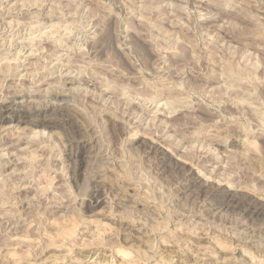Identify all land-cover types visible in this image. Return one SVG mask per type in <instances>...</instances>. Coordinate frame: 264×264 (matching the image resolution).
<instances>
[{"label":"rangeland","instance_id":"1","mask_svg":"<svg viewBox=\"0 0 264 264\" xmlns=\"http://www.w3.org/2000/svg\"><path fill=\"white\" fill-rule=\"evenodd\" d=\"M0 11V95L46 106L30 95L50 77L42 94H69L62 113L78 126L1 125L0 155L5 142L22 160L0 170V264H121L122 247L154 264L165 238L197 253L189 264L217 245L237 249L233 264H264V0H0ZM71 138L90 143L79 179ZM189 168L206 189L223 185L192 194ZM135 235L145 245L131 246Z\"/></svg>","mask_w":264,"mask_h":264},{"label":"bare ground","instance_id":"2","mask_svg":"<svg viewBox=\"0 0 264 264\" xmlns=\"http://www.w3.org/2000/svg\"><path fill=\"white\" fill-rule=\"evenodd\" d=\"M4 1V0H3ZM119 6H122V5H119ZM52 7V6H51ZM63 8V7H62ZM61 8V9H62ZM65 8V7H64ZM71 8V7H70ZM69 8V9H70ZM142 8V7H141ZM121 9V8H120ZM123 9V8H122ZM22 11V10H21ZM20 11V12H21ZM26 11V10H25ZM25 11H23V12H25ZM54 11V10H53ZM63 11V10H62ZM119 11V10H118ZM1 12V11H0ZM2 13V12H1ZM1 15H3V14H1ZM7 15V14H6ZM6 15H4V16H6ZM27 15V14H26ZM67 15V14H66ZM10 16V15H9ZM14 16V15H13ZM7 17V16H6ZM65 17V16H64ZM69 17V16H68ZM16 18V17H15ZM27 18V17H26ZM29 18V17H28ZM22 20V19H21ZM25 20V19H24ZM6 21H9V20H6ZM5 21V22H6ZM88 23V22H87ZM22 24V23H21ZM93 24V23H92ZM12 25V24H11ZM20 25V24H19ZM39 25V24H38ZM42 25V24H41ZM88 25V24H87ZM90 29V28H89ZM84 30V29H83ZM108 31H110V29L108 30ZM42 34V33H41ZM96 34H98V33H96ZM108 34V33H107ZM106 34V35H107ZM44 35V34H43ZM102 36V35H101ZM109 36H111V35H109ZM44 37V36H43ZM46 38H47V36H45ZM98 37V36H97ZM25 38V37H24ZM33 38H35V37H33ZM42 38V37H41ZM93 38V37H92ZM104 38V37H103ZM26 39V38H25ZM36 39V38H35ZM50 39V38H49ZM106 39H108V38H106ZM5 40V39H4ZM16 40V39H15ZM90 40V39H89ZM97 40H98V38H97ZM102 40V39H101ZM32 41V40H31ZM37 41V40H36ZM91 41V40H90ZM104 41V40H103ZM5 42V41H4ZM11 42V41H10ZM9 42V43H10ZM22 42V41H21ZM20 42V43H21ZM40 42V41H39ZM89 42V41H88ZM94 42V41H93ZM13 43V42H12ZM44 43H45V41H44ZM6 44V43H5ZM24 44V43H23ZM42 44H43V42H42ZM45 44H47V43H45ZM86 44V43H85ZM97 44V43H96ZM55 45V44H54ZM92 45V44H91ZM6 46V45H5ZM15 46V45H14ZM49 46V45H48ZM27 47V46H26ZM41 47V46H40ZM53 47V46H52ZM52 47H51V49H50V51L52 50ZM92 47V46H91ZM97 47V46H96ZM103 47V46H102ZM45 48H46V46H45ZM48 48H50V46L48 47ZM95 48V47H94ZM94 48L92 49V51L94 50ZM8 49H10L9 48V46H8ZM18 49V48H17ZM21 49V48H20ZM23 49V48H22ZM28 49V48H27ZM47 49V48H46ZM89 49V48H88ZM97 48H95V50H96ZM6 50V49H5ZM48 50V49H47ZM55 50V49H54ZM63 50V49H62ZM98 50V49H97ZM101 50V49H100ZM11 51V50H10ZM21 51V50H20ZM24 51H25V49H24ZM31 51V50H30ZM40 51H43V50H40ZM57 51V50H56ZM22 52H23V50H22ZM39 52V51H38ZM37 52V53H38ZM100 52V51H99ZM20 53V52H19ZM19 53H18V55H19ZM42 53V52H41ZM57 53V52H56ZM97 53V52H96ZM23 54V53H22ZM35 54V53H34ZM9 55H10V53H9ZM12 55H14V54H12ZM16 56V57H18L19 58V56L21 55H19V56ZM29 55H32L33 56V54H29ZM44 55V54H43ZM40 56V55H39ZM59 57V56H58ZM22 58V57H21ZM42 58V57H41ZM9 59V58H8ZM53 59V58H52ZM25 60V59H24ZM45 60H47V59H45ZM7 61V60H6ZM8 62V61H7ZM49 62H51V60L49 61ZM11 64V63H10ZM28 64H29V61H28ZM27 65V64H26ZM25 65V66H26ZM74 65V64H73ZM70 66V65H69ZM23 68V67H22ZM46 68V67H45ZM48 68V67H47ZM4 69V68H3ZM12 69H13V67H12ZM15 69V68H14ZM41 69H43L42 67H41ZM82 69V68H81ZM5 70V69H4ZM11 70V69H10ZM18 70V69H17ZM20 70V69H19ZM18 70V72H20ZM85 70V69H84ZM88 70V69H87ZM166 70V69H165ZM3 71V70H2ZM6 71V70H5ZM48 71V70H47ZM23 72V71H22ZM35 72V71H34ZM46 72V71H45ZM69 72V71H68ZM68 72H67V74H68ZM157 72H159V70L157 71ZM166 72V71H165ZM2 73V72H1ZM31 73V72H30ZM37 73V72H36ZM44 73V72H43ZM76 73V72H75ZM78 73H80V72H78ZM82 73H83V71H82ZM160 73V72H159ZM158 73V74H159ZM4 74V73H3ZM31 74H33V72L31 73ZM148 74H150V73H148ZM168 74V73H167ZM11 75V74H10ZM9 74L7 75V76H10ZM13 75V74H12ZM11 75V76H12ZM26 75V74H25ZM62 75V74H61ZM60 75V76H61ZM6 75H4L3 77H7ZM11 76H10V80H12L11 79ZM16 76H20V74H16L15 76H13V78L14 77H16ZM24 76V75H23ZM23 76H21V78H23L22 80H20V81H26V78L25 77H23ZM44 76V75H43ZM90 76V75H89ZM156 76V75H155ZM158 76V75H157ZM168 76V75H167ZM79 77V76H78ZM9 78V77H8ZM18 78V77H17ZM34 78V77H33ZM50 77H46V78H44L43 80H42V82H41V84L39 85L40 86V88H39V86H38V90L37 91H35V92H33V94H31L30 96H32V97H34V95H38V96H40V97H48L49 99H51L53 102L51 103H49V104H45L46 106H43V105H39V106H36V104H34V102L32 103L33 105L31 106V108H28V106H25L24 105V102H26V101H24V99H26V95L27 94H25V92H23V93H21V96H17V94H13V95H6V96H2V95H0V127H1V125L2 124H4V123H8V124H15L16 123V126L17 125H20V124H26V125H28L31 129H36V128H51V127H55V126H58L59 124H63L64 126H70L73 130L72 131H75L74 129H76V128H78V126L77 125H75V124H73V123H71V120H70V118L67 116V115H65V114H63L62 112L64 111V110H66L68 107H66L65 106V104L66 103H68V101H69V94L67 95V94H64L65 92L63 91V89H60V90H54V89H49V91H48V89H47V95H43L42 93L43 92H45V88H44V85L45 84H47V82L50 80L49 79ZM5 79V78H4ZM7 79V78H6ZM5 79V80H6ZM91 79V78H90ZM33 80H35V78L33 79ZM150 80V79H149ZM148 80V81H149ZM9 80H7L6 82H8ZM13 81V80H12ZM16 83L19 81V79H16L15 78V80H14ZM19 81V82H20ZM37 81V80H36ZM76 81H79L80 83H86V81H85V79H83L82 77L81 78H71V77H69V75H67L66 76V78H65V82L64 83H69V84H72V83H74V82H76ZM92 81V80H91ZM24 83V82H23ZM49 83V82H48ZM169 83V82H168ZM13 84H14V82H13ZM20 84V83H19ZM165 84V83H164ZM23 85V84H22ZM27 85V84H26ZM38 85V84H37ZM48 85H50V84H48ZM53 85V84H52ZM20 86H21V84H20ZM31 86V85H30ZM91 86V85H90ZM173 86V85H172ZM11 87V86H10ZM34 87V86H33ZM50 87H51V85H50ZM24 88V87H23ZM26 88V87H25ZM57 88V87H56ZM64 88V87H63ZM58 89V88H57ZM81 89V88H80ZM87 89V88H86ZM112 89V88H111ZM90 90V89H89ZM167 90V89H166ZM90 91H92V90H90ZM94 91H95V89H94ZM107 91V90H106ZM93 92V91H92ZM101 92V91H100ZM5 93V92H4ZM9 93V92H8ZM32 93V92H31ZM41 93V94H40ZM84 94V93H83ZM96 94V93H95ZM103 94H105V93H103ZM172 94V93H171ZM74 95V94H73ZM88 95V94H87ZM29 96V97H30ZM83 96H86V93H85V95H83ZM93 96V95H92ZM103 96V95H102ZM101 96V97H102ZM124 96V95H123ZM75 97V96H74ZM95 97V96H94ZM125 97V96H124ZM22 99V101H20L19 102V99ZM47 98V99H48ZM82 98V97H81ZM88 98V97H87ZM104 98V97H103ZM113 98V97H112ZM127 98V97H126ZM153 98H154V96H153ZM72 99V98H71ZM77 99V98H76ZM110 99V98H109ZM129 99V98H128ZM35 100V99H34ZM79 100V99H78ZM108 100V99H107ZM132 100V99H131ZM77 101V100H76ZM120 101V100H119ZM118 101V102H119ZM124 101V100H123ZM123 101H121V102H123ZM78 102V101H77ZM82 102V101H81ZM133 102V101H132ZM131 102V103H132ZM109 103H111V102H109ZM85 104V103H84ZM89 104V103H88ZM98 104V103H97ZM119 105H120V103H118ZM126 104V103H125ZM128 104V103H127ZM126 104V105H127ZM28 105V104H27ZM82 105V104H81ZM178 105V104H177ZM71 106V105H70ZM128 106V105H127ZM169 106V105H168ZM135 107V106H134ZM170 107V106H169ZM129 108V107H128ZM167 108V107H166ZM171 108V107H170ZM169 108V109H170ZM178 108H180V107H178ZM123 111V110H122ZM164 111V110H163ZM158 113V112H157ZM168 113V112H167ZM161 115V114H160ZM143 116V115H142ZM116 117H117V115H116ZM71 118H72V116H71ZM143 118V117H142ZM124 119V118H123ZM142 120V119H141ZM133 124V123H132ZM135 125V124H134ZM141 127V126H140ZM233 127V126H232ZM55 128H57V127H55ZM62 128V127H61ZM130 128V127H129ZM52 129H54V128H52ZM62 131V130H61ZM232 131V130H231ZM82 134V133H81ZM64 135V134H63ZM42 136V135H41ZM70 137V136H69ZM193 137H195V136H193ZM42 138H44V137H42ZM196 138V137H195ZM25 140V139H24ZM30 142V141H29ZM69 143H70V150H69V152H68V154H67V156H66V159L67 160H69V161H71V171H72V174H73V178L74 179H79L78 178V176L80 175V174H82L81 173V168L83 167V166H85L86 165V162H88V159L89 158H91V156H89V155H87V154H89V153H86L85 154V150H86V148L88 147V145L90 144L88 141H86V140H84V139H79V138H71V139H69V141H68ZM239 142V141H238ZM21 143V142H20ZM24 143V142H23ZM42 143V142H41ZM14 144V143H13ZM30 144V143H29ZM32 144V143H31ZM218 144H219V142H218ZM236 144V143H235ZM1 145V144H0ZM3 147H5L4 148V151L3 152H5V154H2V155H0V159L1 160H5L6 161V164L5 165H0L1 167H0V170L2 171V173L4 174H6V169H9V168H11V167H15V169L21 164V160L22 159H19V158H17V155H19V154H17L16 153V150L14 151V150H12L13 148L15 149V147H18V145L16 146V145H13V146H8L5 142H3ZM33 145V144H32ZM37 145V144H36ZM38 146V145H37ZM151 146V145H150ZM153 146V145H152ZM155 146H153L151 149L152 150H155V154H157L159 157H160V160H161V163L163 164H165L166 163V154H165V151L164 150H160V148H157V147H155ZM162 147V146H161ZM37 148V147H36ZM164 148V147H163ZM22 150V149H21ZM20 150V151H21ZM17 151H19V149L17 150ZM90 151V150H89ZM88 152V151H87ZM199 152V151H198ZM209 152V151H208ZM208 152H206V153H208ZM22 154V153H21ZM194 154V153H193ZM209 154V153H208ZM95 155H97V154H95ZM199 155V154H198ZM201 155V154H200ZM199 155V156H200ZM21 156V155H20ZM65 156V155H64ZM100 155L98 154V156H97V158L99 157ZM196 156V155H195ZM202 156V155H201ZM14 157H16V159H14ZM93 157H95L94 155H93ZM103 156H101V158H102ZM108 158V157H107ZM169 159V158H168ZM99 160V159H98ZM108 160V159H107ZM184 160V159H183ZM73 161V162H72ZM90 161H91V159H90ZM106 161V160H105ZM182 161V160H181ZM199 161H201V160H199ZM20 162V163H19ZM96 162V161H95ZM94 162V163H95ZM187 162V161H186ZM89 163V162H88ZM99 163V162H98ZM107 163V162H106ZM111 163V162H110ZM109 163V164H110ZM182 163V162H181ZM186 164H188V163H185L184 161H183V165H186ZM190 164V163H189ZM25 165V164H24ZM192 165V164H191ZM66 166V165H65ZM93 166V165H92ZM100 166H101V164H100ZM108 166V165H107ZM162 166V165H161ZM69 167H70V164H69ZM103 167V166H102ZM109 167V166H108ZM163 167H164V165H163ZM192 167V166H191ZM194 167V166H193ZM196 167V166H195ZM201 167V166H200ZM96 169V168H95ZM105 169V168H104ZM169 169V168H168ZM183 169V168H182ZM181 169V170H182ZM91 170V169H90ZM94 170V169H93ZM100 170V169H99ZM186 170V169H185ZM185 170H183V171H185ZM98 171V170H97ZM102 171H103V168H102ZM161 171V170H160ZM178 171V170H177ZM59 172V171H58ZM70 172V171H69ZM97 173V172H96ZM101 175V174H100ZM4 176V175H3ZM14 175H11V177H10V180L9 181H19V182H22L23 183V181H25V179H23V181L19 178L18 179V177H17V179L15 178V177H13ZM104 176V175H103ZM186 178H185V180H187L186 182L188 183H186L187 184V186H186V188H185V190H188V191H191V193L192 194H195V195H198V196H201V195H207V196H211V195H214L217 191H219V189L221 188V186L223 185H216V187H212V188H208V189H206L207 187H206V185H204V184H202V179H201V177H199L198 175H196L195 173H194V168L192 169H190L189 168V170L187 171V173L184 175ZM93 177V176H92ZM2 179H4L3 177H2ZM1 179V180H2ZM6 179V178H5ZM103 179V178H102ZM3 181V180H2ZM1 181V182H2ZM214 181V180H213ZM3 182H5V181H3ZM2 182V183H3ZM181 182V181H180ZM210 182V181H209ZM2 183H0V184H2ZM8 183V182H7ZM6 183V184H7ZM206 183V182H205ZM21 184V183H20ZM199 184H201L200 186H198ZM9 186H11V185H9ZM12 186H14V185H12ZM22 184H21V188H22ZM214 186V185H213ZM17 187H20V186H17ZM104 187V186H103ZM209 187H211V186H209ZM194 188V189H193ZM23 189H24V187H23ZM191 189H193V190H191ZM21 190V189H20ZM14 191V190H13ZM93 191V190H92ZM226 191V190H225ZM15 192V191H14ZM221 192V191H220ZM17 193V192H16ZM227 194V193H226ZM194 196V195H193ZM99 198V196H97L96 195V198ZM207 198V197H206ZM209 198V197H208ZM93 199H95V197L93 198ZM205 199V198H204ZM212 200V199H211ZM260 200V199H259ZM264 200V199H263ZM92 201V200H91ZM238 202V201H237ZM241 202V201H240ZM247 202V201H246ZM100 203V199H96V200H94L93 202H91V204L88 206V209L89 210H91L92 208H94L95 206H97L98 204ZM253 203V202H252ZM251 204V203H250ZM236 205V204H235ZM235 205H232V203L231 204H229L227 207L228 208H231V210L233 209V208H235L236 206ZM252 205V204H251ZM251 205H248V206H251ZM201 206V205H200ZM198 207V206H197ZM221 207V206H220ZM259 207V206H258ZM263 207V206H262ZM62 208V207H61ZM218 208V207H217ZM223 208H224V206H223ZM227 208V209H228ZM254 208V207H253ZM151 209V208H150ZM213 209V208H212ZM219 209V208H218ZM203 210V209H202ZM223 210V209H222ZM251 210V209H250ZM249 210V211H250ZM256 210H257V208H256ZM151 212V211H150ZM198 212V211H197ZM196 212V213H197ZM220 212V211H219ZM230 212V211H229ZM256 212V211H255ZM138 213H140L139 211H138ZM257 213H260V211H258ZM263 213V212H262ZM150 214V213H149ZM154 214V213H153ZM199 214V213H198ZM221 214V213H220ZM237 214V213H236ZM241 214H242V212H241ZM195 215V214H194ZM247 215V214H246ZM252 215V214H251ZM148 217V216H147ZM235 217V216H234ZM141 218V217H140ZM244 218H246V216L244 217ZM144 219V218H143ZM229 219V218H228ZM234 219V218H233ZM243 219V218H242ZM247 219V218H246ZM148 220V219H147ZM223 220V219H222ZM140 221V220H139ZM202 221V220H201ZM231 221V220H230ZM249 221V220H248ZM141 222V221H140ZM181 222V221H180ZM199 222H200V220H199ZM212 222V221H211ZM213 222H214V219H213ZM143 223H144V221H143ZM148 224H149V222H147ZM146 223V224H147ZM182 223V222H181ZM206 223V222H205ZM133 224V223H132ZM192 224H193V222H192ZM201 224V223H200ZM207 224V223H206ZM225 224H227V223H225ZM232 224V223H231ZM243 224V223H242ZM261 224H263V223H261ZM136 225V224H135ZM144 225V224H143ZM190 225V224H189ZM197 225V224H196ZM198 225H199V223H198ZM203 225H205V224H203ZM209 225V224H208ZM207 225V226H208ZM245 225V224H244ZM133 226V225H132ZM242 227V226H241ZM120 228V227H119ZM144 228V227H143ZM195 228V227H194ZM201 228V227H200ZM210 228V227H209ZM212 228V227H211ZM255 228V227H254ZM186 229V228H185ZM125 230V229H124ZM189 230V229H188ZM195 230H197V229H195ZM204 230V229H203ZM244 230V229H243ZM257 230V229H256ZM140 231V230H139ZM153 231V230H152ZM182 231V230H181ZM218 231V230H217ZM223 231V230H222ZM247 231V230H246ZM249 231H251V230H249ZM189 232V231H188ZM208 232V231H207ZM231 232V231H230ZM238 232V231H237ZM255 232V231H254ZM147 233V232H146ZM157 233V232H156ZM145 234V233H144ZM152 234H153V232H152ZM161 234V233H160ZM199 234V233H198ZM226 234H227V232H226ZM225 234V235H226ZM15 235V234H14ZM140 235V234H139ZM241 235V234H240ZM253 235H255V234H253ZM133 236V235H132ZM142 236H143V234H142ZM155 236V235H154ZM261 236V235H260ZM140 237L141 236H137L136 237V235H135V239H136V241L134 240V241H132V243L133 244H131V246H135L136 244H139V246L140 245H145V242H142V240H140ZM144 237V236H143ZM168 237V236H167ZM229 237V236H228ZM240 237V236H239ZM161 238V237H160ZM159 238V239H160ZM163 238V237H162ZM181 239H182V237H181ZM190 239V238H189ZM248 239V238H247ZM259 239V238H258ZM179 240V239H178ZM201 240V239H200ZM233 240V239H232ZM251 240V239H250ZM128 241V240H127ZM166 238H165V240L164 239H162L161 241H159V245L157 244V245H155V246H159L158 247V250L156 249L153 253H152V255H150L149 256V261L151 260V261H153L154 262V264H189V262L188 261H190L189 260V258H193V260L195 259H197L198 257L196 256V254H195V256H192L191 255V251H190V249L188 248V246H185V245H181V248H179V250H177V251H175V250H172L171 248H169L171 245L170 244H172L170 241V243H168V241H166ZM202 241V240H201ZM206 241H207V239H206ZM254 241V240H253ZM259 241V240H258ZM117 242V241H116ZM130 242V241H129ZM148 242V241H147ZM195 242L198 244L200 241H198V240H195ZM228 242V241H227ZM115 243V242H114ZM246 243V242H245ZM147 244V243H146ZM182 244V243H181ZM184 244H186V243H184ZM191 244H192V242H191ZM204 244V243H203ZM206 244V243H205ZM210 244V243H209ZM253 244V243H252ZM153 245V244H152ZM200 245V244H199ZM211 245V244H210ZM232 245V244H231ZM238 245V244H237ZM155 246H153L154 248H156ZM180 246V245H179ZM195 246V245H194ZM213 246V245H212ZM262 246H264V245H262ZM142 247V246H141ZM134 248V247H133ZM128 249V248H121L120 249V251H118L120 254H121V258L124 260V258L126 259L125 261H122L121 262V264H137V260H139V259H141L142 257H143V255H144V253L145 252H143L142 250L140 251V250H134V249ZM214 248V252H211V253H209V252H207L206 254H204L201 258H199V260H198V262L196 263V264H231L232 262H230V257H228V255H230V254H232V255H234V254H236L237 253V249L234 251V252H231V251H229V250H227V247H225L224 245H222L221 247L220 246H216V247H213ZM240 248V247H239ZM143 249V248H142ZM192 249H193V247H192ZM210 249V248H209ZM256 249V248H255ZM200 250V249H199ZM197 251V250H196ZM201 251V250H200ZM260 251V250H259ZM92 251H87V254H84V255H86V257H84L83 259H87V255H90V253H91ZM114 252V251H113ZM112 252V253H113ZM86 253V252H85ZM244 253V252H243ZM194 254V253H193ZM54 256H58V255H54ZM61 256V255H60ZM147 257H148V255H147ZM236 257V256H235ZM234 257V258H235ZM89 258V257H88ZM237 258V257H236ZM235 258V259H236ZM238 259H239V257H238ZM232 261V260H231ZM233 261H235V260H233ZM240 261V260H239ZM43 262V261H42ZM45 262V261H44ZM140 263V262H139ZM195 263V262H194ZM17 264V263H16ZM20 264V263H19ZM233 264V263H232ZM239 264V263H238ZM253 264V263H252Z\"/></svg>","mask_w":264,"mask_h":264}]
</instances>
